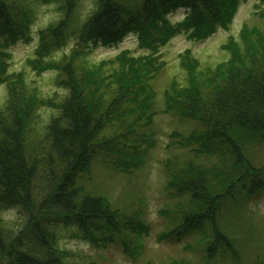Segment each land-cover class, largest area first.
<instances>
[{
  "label": "trees",
  "instance_id": "1",
  "mask_svg": "<svg viewBox=\"0 0 264 264\" xmlns=\"http://www.w3.org/2000/svg\"><path fill=\"white\" fill-rule=\"evenodd\" d=\"M76 2L0 0L1 60L9 46L26 38L29 6H57L61 18L38 32L28 64L38 75L55 72L54 85L65 92L58 100L33 99L23 78L3 82L8 87L0 107V264H66L57 245L64 230L94 248L118 243L125 255L134 257L132 242L123 235L141 236L147 228L137 222L119 227L125 216L83 183L102 158L118 174L137 170L135 160L123 156L134 147L140 114L153 108L152 96L146 94L157 69L148 67L150 57L128 52L97 66L86 57L101 47H117L129 35L136 37L139 49L152 47L156 36L169 39L179 31L203 40L218 24L229 23L238 6V0H95L72 54L50 60L67 38ZM179 9L185 11L184 19L172 25L169 17ZM245 28L240 40L231 39L224 47L230 58L217 67V76L210 69L202 71L199 82L192 76L196 62L182 58L184 82L173 79L172 90L164 93L165 111L195 125L175 142L192 159L162 163L165 187L177 198L173 217L168 214L173 228L165 237L178 241L192 231L208 250L207 258L232 250V241L218 226L223 210L264 189V162H249L251 157L264 161V28ZM43 108L52 113L41 124L38 112ZM8 211L16 221L3 218ZM160 214L165 217L167 211Z\"/></svg>",
  "mask_w": 264,
  "mask_h": 264
},
{
  "label": "rangeland",
  "instance_id": "2",
  "mask_svg": "<svg viewBox=\"0 0 264 264\" xmlns=\"http://www.w3.org/2000/svg\"><path fill=\"white\" fill-rule=\"evenodd\" d=\"M30 4L34 0H29ZM34 8V11L31 8ZM27 9V21H29L27 36L8 47L3 54V64L0 66V107L5 103L8 85L3 82L23 78L25 90L39 99L59 98L65 95L64 90L54 85L55 72H45L38 75L30 68L28 61L34 58V51L38 46L39 31L48 25H55L61 18L57 6L53 4L31 5ZM95 0H77L74 20L70 24L64 37L65 40L60 49L51 54L50 60L60 61L72 54V50L78 45V31L82 22L94 11ZM184 10L172 13L169 20L172 25L184 19ZM264 0H238L235 14L224 25H217L214 32L203 40L190 39L184 32H174L171 38L160 39L154 37L153 46L139 49L137 39L133 35L127 36L117 47L104 48L89 52L87 62L97 66L102 62L114 61L123 52H128L131 57H150L149 68L157 69L155 78L149 84L152 96V110L140 115L139 127H135L134 147L127 148L123 157L132 163L135 160L137 169L129 175L118 174L113 166L105 159L95 160L90 170V175L85 176L87 181L83 185L89 189L92 195H100L108 199L118 212L125 216L120 217L121 225L130 227L131 222H137L147 228L141 236L127 234L132 242L134 257L125 255L118 243L107 248H94L84 243L80 238L73 237L71 231H60L58 250L67 258L66 264H170L173 260L185 261L190 264H264V189L258 191L249 198H245L239 205L223 210L218 226L232 241V250L225 249L226 255L212 254L207 258L208 250L202 249L198 243L200 236L185 233L178 241L165 237V234L173 228L172 211L175 208L176 197L165 187L162 163L167 159L177 157L182 160H190L192 156L178 144L179 137L195 129L192 122L179 120L171 113L165 111L166 101L164 93L166 89L172 90V80L179 83L185 80L182 58L196 62L193 65L192 76L199 82L204 80L207 70L213 71L217 76V67L228 63L230 55L224 49L231 39L240 40L243 28L252 30L264 28ZM149 43L151 40H148ZM229 54H231L229 52ZM5 55V56H4ZM7 55V56H6ZM190 58V60H189ZM141 61V59H139ZM145 61V60H143ZM193 63V62H191ZM195 64V63H194ZM160 68L158 69L157 68ZM160 66V67H159ZM184 70V72L182 71ZM187 71V67H186ZM204 71L203 74H200ZM187 73V72H186ZM212 76V77H213ZM8 80V81H7ZM218 83V79H215ZM140 96V93H138ZM52 110L43 108L39 110V122L45 123ZM139 115V116H140ZM109 158H114L109 156ZM201 159L197 156V160ZM252 166H259L264 161H258L251 157ZM162 216L161 212H166ZM172 214V217L168 216ZM6 220L16 221V214L8 211L3 215ZM118 241L120 238H117ZM136 241L139 244H136ZM225 250H222L225 251ZM236 255L234 256V253ZM207 260V262H206Z\"/></svg>",
  "mask_w": 264,
  "mask_h": 264
}]
</instances>
